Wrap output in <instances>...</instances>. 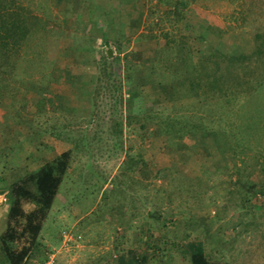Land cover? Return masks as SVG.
I'll return each mask as SVG.
<instances>
[{
    "label": "rangeland",
    "instance_id": "obj_1",
    "mask_svg": "<svg viewBox=\"0 0 264 264\" xmlns=\"http://www.w3.org/2000/svg\"><path fill=\"white\" fill-rule=\"evenodd\" d=\"M17 1L30 9V21L35 23L33 33L42 39L40 44H47L44 41L47 28L52 25L61 39L59 58L52 71L53 80L47 86L53 94L43 96L41 91L45 87L29 80L31 82L21 84L16 101L7 98L5 109L0 108V232L6 227L10 185L37 171L65 150H72L75 159L43 229L41 246L35 250L28 264H190V257L196 250L211 255L212 264H264V198L254 196L248 207H241L240 194L235 193L236 187L232 185L237 177L233 172L235 166L252 162L250 178L262 183L264 158L260 157L258 150L249 148L239 154L234 153L232 144L237 140L231 138L226 130H217L215 125L210 128L213 124L207 125L210 130L205 134L183 138H158L154 135H147L145 140L138 138V142H132V153L143 152L147 159L149 167L144 175L148 178L145 182L150 185L167 190L169 180H156L153 176L162 166L172 167L204 183L214 201L210 202L205 195V206L191 208L187 205L184 206L185 211L178 210L177 203L165 202L163 207L168 210L154 222L148 217L147 209L151 206L147 205L144 196L137 200L139 197L135 195V202L139 203L134 208L130 206L135 202L130 203L124 196L126 190L121 193L117 183L110 185V191L117 190L115 194H109L111 198L101 200L108 185H102L97 192L96 187L103 180L101 174L108 182L116 177L120 166L124 165L128 140L137 138L125 127L122 142L116 145L118 140L107 134L108 121L117 116L111 117L108 108L113 104L108 97L105 102V94L97 101L101 115L98 113L99 118L92 117L90 91L96 82L98 56L101 52L106 53L107 49V52L112 51L110 58L120 57L119 63L115 62L113 66L124 74V116L132 107L135 114H143L147 105L158 98L163 102L173 100L172 86L154 88L147 81V84L142 82L141 71L137 72L140 65L149 67V59H154L157 43L140 35L149 32L161 35V32L175 30L164 16L166 5L159 2V7L155 8L158 0ZM187 3L188 21H183L177 28L181 34L193 37L200 31L214 47L223 51L232 48L236 51L239 46H243L245 53L251 50V43L247 46L244 41L251 37L247 31L249 24L245 22L240 26L249 8L246 0H188ZM105 34L109 37L108 43L102 38ZM36 35H33L31 48L24 51V55L35 50L33 40L37 41ZM193 46L202 49L206 45L199 41ZM42 52L47 54L48 50ZM43 62L47 64L46 60ZM127 70L137 72L138 83L143 85V90L136 88V81ZM40 77L41 73L35 80ZM17 101L24 104L22 109H19ZM15 104L16 108H13ZM219 107H222L221 103ZM40 108L48 111L43 120L47 124L53 122V132L58 131L63 136L64 129L73 125L67 126L71 120L62 118V109L77 111L83 117L82 123L62 140L50 133L42 134L37 127ZM104 109L108 110L105 112ZM120 110L119 107L118 113ZM91 117V122H88ZM103 119L107 124L101 129L100 141L94 140L95 151L90 159L89 136L98 131ZM218 170L220 172L217 173ZM123 181L128 183L127 179ZM103 201L107 204L111 201V205L122 202V207L104 211L101 207ZM189 214L203 226H183L184 217ZM188 232L190 236L186 238ZM165 241L178 244L175 248L180 249L173 253L172 248L170 254L163 256L160 248L167 246Z\"/></svg>",
    "mask_w": 264,
    "mask_h": 264
},
{
    "label": "trees",
    "instance_id": "obj_2",
    "mask_svg": "<svg viewBox=\"0 0 264 264\" xmlns=\"http://www.w3.org/2000/svg\"><path fill=\"white\" fill-rule=\"evenodd\" d=\"M159 2L166 5L164 16L175 30L161 32V35L150 32L140 35L147 41L157 43L154 50L156 54L154 59H149L151 62L149 67L144 68V65H140L137 72L141 71V78H144L142 82L145 84L148 82L154 88L172 86L174 99L163 102L158 98L147 105L143 114H135L132 107L124 116L122 111L124 74L117 72L113 66L115 62L119 63L120 57L117 55L110 58L107 49L106 53L101 52L98 56L96 82L90 91L93 118L95 116L99 118L101 115L97 110L99 97L105 94V102L107 97L111 99L113 105L111 104L108 109L111 110V117H117L108 121L107 134L118 140L116 145L122 142L125 127L130 129V134L134 133L137 136L136 139L128 140L124 165L120 166L116 177L108 182L101 174L103 180L96 187L97 192H100L102 185H108L102 193L101 200L111 198L109 194H115L117 190L110 191L112 189L110 185L117 183L121 193L126 190L124 196L130 200V203L136 201L135 195L144 196L147 205L151 206L147 209L148 217L154 222L159 221L162 212L168 210L163 207L165 202L174 205L177 203L178 210L185 211L184 206L187 205H191V208L205 206V195H208L210 202L214 200L204 183H199L172 167L162 166L153 176L156 180L168 179L170 186L167 190H161L145 182L148 180L144 175V171L149 167L148 161L143 152L132 153L134 150L132 142H138V138L145 140L147 135L158 138L174 136L183 138L198 133L205 134L215 125L217 130H226L231 138L237 140L232 144L234 153L239 154L249 148L258 150L260 157L264 158V0H246L249 8L247 16L242 17L240 26H244L245 22L249 24L250 29L247 31L251 37L244 41L247 46L251 43L250 53H245L243 46H239L236 51L234 48L220 50L214 47L199 30L195 36L193 34V37L189 34H181L177 28L183 21H188L185 12L188 8V0H158L155 8L159 7ZM155 12L157 13L156 10ZM30 14V9L17 0H0V108L5 109L7 98L16 101L21 84L31 82L29 80L45 87L41 91L43 96L53 94L47 86L53 80L52 71L59 56L61 36L52 25L47 28V39L44 40L47 44H40L39 41L42 39L33 33L35 23H31ZM150 30L154 29L150 28ZM33 35L38 38L37 41L33 40V49H35L33 51H38L34 55L33 51L24 55V51L31 48ZM102 38L108 43L109 37L106 34ZM199 41L206 46L196 49L193 45ZM117 45L120 50V43ZM43 50H48L47 54L42 52ZM45 60L47 64L43 62ZM127 71L134 77L136 88L143 90V85L138 83L137 72ZM39 73L41 79L36 81V75ZM219 103L222 107H219ZM16 104H19V109L24 107L22 102L17 101ZM16 104L13 108H16ZM119 107L121 110L118 113ZM107 110L104 109L105 112ZM37 113L39 132L46 135L50 133L49 135L57 136L59 139H64V136L73 133L76 127L80 126L83 118L77 111L66 112L62 109L60 112L63 113L62 118L71 120L67 126L73 125L69 129H64L63 136L58 131L53 132V122L47 124V121L43 120L48 111L40 108ZM92 117L88 122H91ZM36 119L38 118L35 117ZM104 124L107 123H104L103 119V123H99L101 127L98 131L90 134L92 137L89 136L90 159L95 151L94 140L100 141L99 136ZM210 124L213 125L207 127ZM74 161L73 151L65 150L37 171L22 176L8 187L9 210L5 218L6 227L0 232V264H28L31 260L35 250L41 246L43 229ZM252 163H243L241 166H235L233 170L237 177L232 185L236 187L235 193L240 194L241 207H248L254 196L264 198V181L256 183L250 178L249 169ZM83 164L86 166L85 162ZM94 173L96 174L95 170ZM124 179H127L128 183L123 181ZM140 199L141 197L137 200ZM111 201H108V204L104 201L101 203L104 211L121 209L122 202L111 205ZM137 203L139 202H135L130 207L136 208L134 205ZM193 224L198 227L203 226L192 214L184 217L183 226L193 227ZM188 233L185 235L186 238L190 236V232ZM165 243L167 246L160 248L163 256L170 254L172 248L173 253L180 249V247L175 248L178 246L176 243L169 241ZM178 252L181 254V251ZM211 259V255L196 250L190 257V264H212Z\"/></svg>",
    "mask_w": 264,
    "mask_h": 264
},
{
    "label": "water",
    "instance_id": "obj_3",
    "mask_svg": "<svg viewBox=\"0 0 264 264\" xmlns=\"http://www.w3.org/2000/svg\"><path fill=\"white\" fill-rule=\"evenodd\" d=\"M108 53H109L110 56L112 55V51L111 50H108Z\"/></svg>",
    "mask_w": 264,
    "mask_h": 264
},
{
    "label": "crops",
    "instance_id": "obj_4",
    "mask_svg": "<svg viewBox=\"0 0 264 264\" xmlns=\"http://www.w3.org/2000/svg\"><path fill=\"white\" fill-rule=\"evenodd\" d=\"M69 150V149H68Z\"/></svg>",
    "mask_w": 264,
    "mask_h": 264
}]
</instances>
